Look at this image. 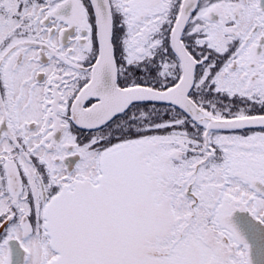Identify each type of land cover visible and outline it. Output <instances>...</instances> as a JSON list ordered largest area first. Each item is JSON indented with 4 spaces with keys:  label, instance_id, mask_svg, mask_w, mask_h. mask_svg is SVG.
<instances>
[{
    "label": "snow or ice",
    "instance_id": "1",
    "mask_svg": "<svg viewBox=\"0 0 264 264\" xmlns=\"http://www.w3.org/2000/svg\"><path fill=\"white\" fill-rule=\"evenodd\" d=\"M0 264H264V0H0Z\"/></svg>",
    "mask_w": 264,
    "mask_h": 264
}]
</instances>
